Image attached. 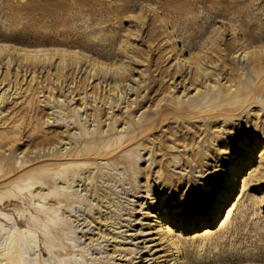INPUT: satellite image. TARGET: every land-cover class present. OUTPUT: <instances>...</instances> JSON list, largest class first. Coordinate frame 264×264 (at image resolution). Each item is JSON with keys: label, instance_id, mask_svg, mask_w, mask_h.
Segmentation results:
<instances>
[{"label": "rangeland", "instance_id": "1", "mask_svg": "<svg viewBox=\"0 0 264 264\" xmlns=\"http://www.w3.org/2000/svg\"><path fill=\"white\" fill-rule=\"evenodd\" d=\"M261 52L264 0H0V264H264Z\"/></svg>", "mask_w": 264, "mask_h": 264}, {"label": "bare ground", "instance_id": "2", "mask_svg": "<svg viewBox=\"0 0 264 264\" xmlns=\"http://www.w3.org/2000/svg\"><path fill=\"white\" fill-rule=\"evenodd\" d=\"M213 57H210L209 56V54L207 53V54H205L204 56H201V57H199L198 58V64L196 65V72L192 75V77H191V82H193V83H196V82H198V81H200L199 79H201V78H204L203 77V75L202 74H204V72L206 71V69L204 70V71H202V73L200 74L199 73V69H201V67L203 66V64H208V63H213V59H212ZM217 60H219V61H222V64L224 63V64H226L227 63V58L225 57V56H223V55H220L219 54V56H217ZM248 62H249V64H252V66L253 67H257V66H259L260 64H262L263 62H264V53H254V54H251L249 57H248ZM233 65V64H232ZM184 65H181L180 67H179V71H176V73L174 74V75H179L180 76V74H181V71H182V69L184 68L183 67ZM212 66V65H211ZM216 68H218V67H216ZM224 68V75H225V77H224V79H226V82H228V83H232L233 84V86H236V89H235V92H239L240 91V86H243L245 83H244V81L240 78V77H238L237 75H236V72H235V70L233 69V68H228V66L226 65V66H224L223 67ZM182 75V74H181ZM223 76V75H222ZM209 78H210V76H209ZM211 79V78H210ZM257 83V82H256ZM221 90H222V88H221ZM160 90H158L157 92H159ZM199 98H200V96H198L197 98H193L189 103H193V102H200V100H199ZM215 100L217 101H219L218 103H216L215 102ZM233 100V99H232ZM196 102V103H197ZM207 102H209V104H213V106H214V104H217V106H219V108H220V110H221V112H222V110L223 111H226V112H234V113H236L237 111H239L240 109H241V106L240 105H237V104H230V101H229V98H228V95L226 96L225 95V93H224V91L222 90V91H220L218 94H210L208 97H207V99H206V103ZM183 103V102H182ZM182 103H180V105L181 106H183V104ZM202 105V104H201ZM158 110V109H157ZM169 109L168 108H164V107H160V109L158 110V112H160V114H158V115H161V114H163V115H165V113L168 111ZM170 112V111H169ZM216 113V112H215ZM218 113H220V112H218ZM223 113V112H222ZM221 113V114H222ZM217 114V113H216ZM229 115V114H228ZM237 115V114H236ZM103 117H105L103 114L101 115V119L103 118ZM106 117H107V114H106ZM214 118V117H213ZM212 118V119H213ZM101 119H100V122H99V125L103 122H106V120L107 119H105L104 121H101ZM206 119H208V121H209V119H211V115H207V118ZM214 120H212L211 122H213ZM215 122V121H214ZM208 124H210V122H208ZM158 129H159V125H158V123H157V131H158ZM138 132V131H137ZM256 132L258 133L259 131H257L256 130ZM139 133V132H138ZM137 133V134H138ZM259 134V133H258ZM105 136V135H104ZM107 136V135H106ZM142 136V134H138L136 137L137 138H139V137H141ZM92 137V136H91ZM100 138H102V140H103V138L104 137H102V136H100ZM99 138V139H100ZM136 138V139H137ZM84 139V138H83ZM93 139V141H94V138H92ZM98 139V140H99ZM140 139V138H139ZM96 140V139H95ZM97 140V141H98ZM91 142V141H90ZM100 142V141H99ZM97 143L98 145H96V146H98V156L99 157H102L103 158V160H106V159H108V156H110L112 153H105V152H103L102 151V148H101V142L100 143ZM94 143V142H93ZM103 144H104V142H103ZM100 148V149H99ZM86 149V148H85ZM91 150V149H90ZM95 150V149H94ZM89 153V152H88ZM107 154V155H106ZM95 155V154H94ZM132 162H134V161H132ZM219 206V205H218ZM217 208H215V209H213V211L207 216V218H204V221L206 220H214V219H217V216H218V214H217ZM217 214V215H216ZM229 215H230V213H229ZM226 219V218H225ZM195 220H197V218H195ZM172 222V220H171V218L170 219H168V224L165 226V229H163V230H165V232H164V237L165 238H167V240H168V242H169V245H170V247H172V249H174L175 250V253H177L178 255L177 256H179V257H177L176 258V262L178 263V264H185V261H186V259H185V261H184V259H183V257H181V251H180V247H182V246H180L179 245V243H178V241H177V239L175 238V235H173V232L171 231V229L169 228L170 227V223ZM226 223V222H225ZM161 225H163V224H161ZM28 233H30L29 231H28ZM162 236V235H161ZM180 251V252H179ZM138 252V251H137ZM179 253H180V255H179ZM136 254H139V253H136ZM3 255H4V253H3ZM2 255V256H3ZM13 255V254H12ZM19 258V257H18ZM9 258H5V261L6 260H8ZM2 262V261H1ZM11 263V262H10ZM2 264H7V263H3L2 262ZM17 264H24V262H23V257H22V255L20 256V258H19V260H18V263Z\"/></svg>", "mask_w": 264, "mask_h": 264}]
</instances>
